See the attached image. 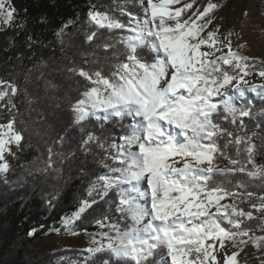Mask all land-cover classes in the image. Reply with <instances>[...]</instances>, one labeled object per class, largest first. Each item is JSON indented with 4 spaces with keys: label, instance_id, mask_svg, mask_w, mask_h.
<instances>
[{
    "label": "snow or ice",
    "instance_id": "6c2138e0",
    "mask_svg": "<svg viewBox=\"0 0 264 264\" xmlns=\"http://www.w3.org/2000/svg\"><path fill=\"white\" fill-rule=\"evenodd\" d=\"M127 3L105 11L92 4L86 15L88 43L103 32L116 38L97 45L111 61L107 72L96 66V52L81 57L86 68L71 63L59 69L77 85L76 96L67 100L70 125L83 131L93 122L103 128L114 118L129 119L118 142L93 132L81 140L85 150L93 144L101 149L104 171L92 173L78 209L62 217L63 229L76 235V223L101 201L108 210L95 220L98 231L88 233L89 244L77 250L73 264H217L216 241L223 247L226 240L247 237L258 247L264 236L250 235L248 222L258 220L256 227L264 230V196L254 201L248 187L257 181L264 185L254 142L260 139L264 146V123L246 131L244 118L264 116V110L253 112L250 99L251 94L264 101V83L246 79L254 72L264 78V63L233 50L231 32L221 39L218 25L208 30L218 7L211 0L191 15L193 3L177 7L181 0H133L138 11H128ZM15 11L10 0H0V23L10 24ZM56 35L63 37V28ZM44 75L34 65L25 73V84ZM44 87L45 97L62 108L65 97L57 95L58 86L45 79ZM21 94L29 116L36 114L34 123L47 119L34 107L39 97L15 80L0 79V116L6 118L0 123V174L5 179L11 171L7 157H17L26 139L24 121L18 119ZM64 143L65 135H58L44 161L57 178V161L62 166L73 155L63 151ZM219 158L227 166L220 167ZM245 201L260 215L239 207ZM237 255H225L224 264H237Z\"/></svg>",
    "mask_w": 264,
    "mask_h": 264
},
{
    "label": "trees",
    "instance_id": "16d2710c",
    "mask_svg": "<svg viewBox=\"0 0 264 264\" xmlns=\"http://www.w3.org/2000/svg\"><path fill=\"white\" fill-rule=\"evenodd\" d=\"M10 3L16 10L13 21L7 25L0 23V79L15 80L21 88L26 87L31 96L39 97L40 103L34 107L42 109L47 119L34 123L36 114L29 116L22 94L17 98L20 110L18 119L24 121L20 127L26 129V139L17 157H7L11 165L7 178L0 174V264H73L78 258L79 249L54 245L43 247L35 245V241L46 238L53 231L61 236L72 235L60 226L62 217L78 209L81 199L86 196L85 190L92 173L104 171L100 164L103 155L101 149L93 144L85 150L81 147V140L87 138L88 132H93L102 140L116 139L118 142L119 137L127 131L129 119L114 118L106 122L103 128L93 122L83 131L78 126L70 125L66 114L67 100L76 96L77 85L75 78L69 79L67 73L59 69L71 63L86 68L81 57L86 59L96 52L100 55L96 66L103 65L104 71H108L111 61L103 59V52L97 45L105 41L115 43L116 38L103 32L99 39L88 43L85 19L92 4L98 10L105 11L113 5H124L125 0H10ZM127 10L138 11L133 7V0H128ZM122 19L126 20L127 17ZM262 27L264 29V19ZM62 28L64 35L58 37L56 33ZM253 60L257 65L264 63ZM34 65H39L44 78L25 84V73ZM45 79L58 86L57 95L65 97L62 108L56 109L45 97ZM250 99L253 100L254 113L259 114L264 110V101L251 94ZM244 120L245 130L250 131L257 122L264 123V116L256 115L254 119ZM3 122H6V118L0 116V123ZM61 134L65 135L63 151L73 155L62 166L57 161V166L61 167L57 178L54 173L45 170L44 161L48 146ZM254 142L258 146L256 163L264 165V146L260 139ZM217 161L228 164L223 158ZM248 191L255 194V201L257 197L264 196V185L258 181L251 183ZM239 207L245 211L250 209L247 201L239 204ZM107 210L108 205L103 201L93 205L76 223L77 235L97 232L95 220ZM109 215L113 219L117 216L114 211ZM248 223L252 225L253 232L260 230L256 227L258 220ZM33 229L36 231L29 236Z\"/></svg>",
    "mask_w": 264,
    "mask_h": 264
},
{
    "label": "rangeland",
    "instance_id": "374dc122",
    "mask_svg": "<svg viewBox=\"0 0 264 264\" xmlns=\"http://www.w3.org/2000/svg\"><path fill=\"white\" fill-rule=\"evenodd\" d=\"M218 7L210 15H214L213 23L209 25L208 30H215L219 26V35L221 39L232 33L233 50L238 51L241 55L264 61V29L262 21L264 19V0H211ZM193 3V8L188 10L187 15H191L197 9L200 11L209 3V0H181L180 5ZM222 6V7H221ZM227 52L225 48L223 50ZM219 55V53H217ZM250 83H264V78L259 77L256 73L246 77ZM220 167L227 164L218 162ZM230 202V201H228ZM254 216L260 214L255 209L250 208ZM62 226V222L60 223ZM250 235L264 236V230L253 232ZM247 241L240 243V240ZM211 243V241H209ZM89 244V236L67 235L61 236L57 232H51L46 238L35 241V245L48 247L58 246L59 248L83 249ZM238 253L236 256L237 264H264V241L260 242L257 247L247 237H237L235 241L226 240L224 246L220 242H215V254L217 255V264H224L225 255Z\"/></svg>",
    "mask_w": 264,
    "mask_h": 264
}]
</instances>
